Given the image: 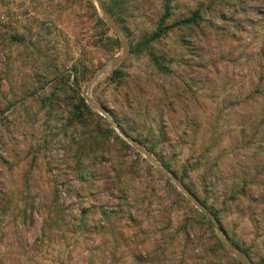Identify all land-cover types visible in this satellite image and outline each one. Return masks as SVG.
Returning a JSON list of instances; mask_svg holds the SVG:
<instances>
[{"label": "rangeland", "instance_id": "rangeland-1", "mask_svg": "<svg viewBox=\"0 0 264 264\" xmlns=\"http://www.w3.org/2000/svg\"><path fill=\"white\" fill-rule=\"evenodd\" d=\"M100 2L105 115L96 1L0 0V264H243L174 180L264 264V0Z\"/></svg>", "mask_w": 264, "mask_h": 264}, {"label": "water", "instance_id": "water-1", "mask_svg": "<svg viewBox=\"0 0 264 264\" xmlns=\"http://www.w3.org/2000/svg\"><path fill=\"white\" fill-rule=\"evenodd\" d=\"M103 17L105 18L106 22L108 23V25L110 26V28L112 29V31L115 33V35L118 36L121 44H122V53L121 55L116 56L115 58H113L110 62L106 63L105 65H103L102 67H100L95 74L93 75V77L90 79V81L87 83L85 90L83 92V97L85 99V101L87 103H89L94 109H96L97 111H99L101 114L105 115V111L102 107H100L99 105H97L95 102H93L89 97H87L86 95V91L87 88L95 81L96 77L99 76L101 73L107 71L108 69L116 66L127 54L128 52V43L126 38L121 34V31L119 29V27L116 25V23L111 19V17L109 16V14L107 13V11L104 9V7L102 6L100 0H95ZM115 129H117V131L119 132V134L126 140L128 141L137 151H139L140 153H142L147 160L154 165L158 171L160 173H162L163 175H168L169 173L159 167L155 160L149 155V153L147 151H145L141 146H139L137 143H135L133 140H131L129 137L125 136L116 126H114ZM177 185L179 186V188L181 189V191L185 194V196L188 198V200L201 212L203 213L211 222V224L213 225L219 242L222 245V247L227 251V253H229L232 257L236 258L237 260H239L241 263L243 264H253L249 258L244 255L243 253H241L238 249L234 248L229 241L227 240V238L225 237L221 227L219 226L218 222L216 221L215 217L207 210L205 209L200 203H198L195 199H193L185 190V188L176 180H174Z\"/></svg>", "mask_w": 264, "mask_h": 264}, {"label": "trees", "instance_id": "trees-1", "mask_svg": "<svg viewBox=\"0 0 264 264\" xmlns=\"http://www.w3.org/2000/svg\"><path fill=\"white\" fill-rule=\"evenodd\" d=\"M194 17H196V15H194ZM192 19H190L189 21H185V22H190ZM161 35H162V30L161 29H159L157 32H155V33H153L152 35H151V37H150V40H156V39H159L160 37H161ZM119 130L124 134V135H126V133L124 132V130L121 128V127H119ZM203 205V204H202ZM214 217H215V219H216V216L214 215ZM217 220V219H216ZM219 246L221 247V245L219 244ZM240 252H242L243 253V251L241 250V249H239V248H237Z\"/></svg>", "mask_w": 264, "mask_h": 264}]
</instances>
